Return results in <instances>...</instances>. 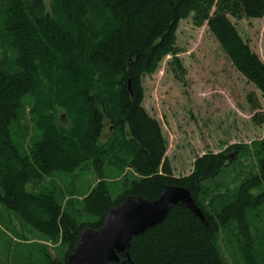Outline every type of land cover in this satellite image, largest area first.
<instances>
[{
	"label": "trees",
	"instance_id": "trees-1",
	"mask_svg": "<svg viewBox=\"0 0 264 264\" xmlns=\"http://www.w3.org/2000/svg\"><path fill=\"white\" fill-rule=\"evenodd\" d=\"M190 14L206 20L227 60L264 95V63L229 20L263 19L264 0H0V206L20 227L58 242L42 264H67L81 230L100 228L126 196L152 202L169 185L191 193L208 229L177 204L132 238L131 264H226L220 232L238 244L245 264H264L262 233L253 226L264 211V140L255 150L205 154L189 176L174 178L160 126L142 107V79L173 52L178 24ZM251 155L254 170L231 177L232 187L216 184ZM87 168L96 183L77 203L74 183ZM107 172L122 184L115 199ZM64 175L72 176L66 206L45 183ZM19 264L38 263L27 255Z\"/></svg>",
	"mask_w": 264,
	"mask_h": 264
},
{
	"label": "rangeland",
	"instance_id": "rangeland-1",
	"mask_svg": "<svg viewBox=\"0 0 264 264\" xmlns=\"http://www.w3.org/2000/svg\"><path fill=\"white\" fill-rule=\"evenodd\" d=\"M214 10L212 6L208 15L211 16ZM229 20L243 42L264 63V18L245 20L231 17ZM175 35L173 52L161 60L153 74L142 79V107L150 118L158 122L166 143L163 159L168 161L172 176L181 179L192 173L198 157L228 152L237 145L250 148L264 140V95L227 60L207 30L206 20L200 21L195 14H190L179 22ZM57 119L59 126L67 127L59 110ZM25 123L28 125L29 142L32 130L28 116ZM108 136L110 129L106 124L101 139L105 141ZM243 158L234 157L233 162ZM242 163L245 166L238 162L233 164L220 175L216 184L232 187L231 177L246 172L247 168L255 169L252 155ZM106 174L110 195L115 199L121 192L120 178L109 172ZM71 177L64 175L45 181L60 192L64 206L71 201L68 199ZM95 183L92 170H84L74 183L78 192L74 201L79 203ZM34 214L39 215L37 212ZM259 217V220L254 219L253 226L262 233L263 241V210ZM8 218L0 206V264H19L27 255L42 264L44 252L54 255L59 249L58 242H47L34 230L20 227L13 218L10 219L11 224ZM218 247L226 264H245L238 244L221 232L218 234Z\"/></svg>",
	"mask_w": 264,
	"mask_h": 264
},
{
	"label": "water",
	"instance_id": "water-1",
	"mask_svg": "<svg viewBox=\"0 0 264 264\" xmlns=\"http://www.w3.org/2000/svg\"><path fill=\"white\" fill-rule=\"evenodd\" d=\"M177 204L189 210L208 229L191 193L185 188L169 185L152 202L126 196L119 205L107 211L100 228L82 229L70 248L67 264H131L129 247L132 238L160 224Z\"/></svg>",
	"mask_w": 264,
	"mask_h": 264
}]
</instances>
